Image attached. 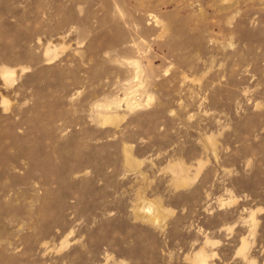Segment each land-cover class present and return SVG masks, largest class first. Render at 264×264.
<instances>
[{
	"label": "rangeland",
	"instance_id": "obj_1",
	"mask_svg": "<svg viewBox=\"0 0 264 264\" xmlns=\"http://www.w3.org/2000/svg\"><path fill=\"white\" fill-rule=\"evenodd\" d=\"M0 264H264V0H0Z\"/></svg>",
	"mask_w": 264,
	"mask_h": 264
}]
</instances>
